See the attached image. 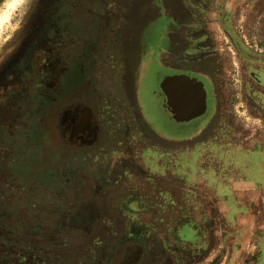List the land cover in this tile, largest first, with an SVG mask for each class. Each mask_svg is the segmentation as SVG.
Masks as SVG:
<instances>
[{
	"label": "rangeland",
	"instance_id": "rangeland-1",
	"mask_svg": "<svg viewBox=\"0 0 264 264\" xmlns=\"http://www.w3.org/2000/svg\"><path fill=\"white\" fill-rule=\"evenodd\" d=\"M11 3L12 0H0V14L7 15L0 26V75L9 57L21 61L29 58L34 43L42 39L41 29L58 22L61 10L67 6L63 7L65 0H23L15 7H10ZM208 5L207 0L79 1V9L94 8L93 20L102 19L97 15L101 11L103 20L108 16L106 23L110 21L106 27L100 25V33H96L99 27L93 23L92 47L97 45L104 52L107 34L113 45H121V50L111 48V53L119 51L120 56H115L125 57L120 73L125 97H119L117 103L127 98L140 110L137 114L143 123H151L142 133L153 140L146 142L137 137L134 141L139 159L133 152L134 144L114 143L125 136L132 139L136 135L132 130L126 127L125 132L130 134L123 135L125 129L121 127L118 133L104 134L117 137L107 145L117 154L122 151L119 157L129 162L127 169L139 170L124 179L126 185L121 194L129 192L128 209L122 204L123 198L112 197L107 168L93 175L89 160L73 163L59 159L56 151V156L47 153L35 105L37 91L29 94L21 87L1 97L0 264H112L115 253L121 257L124 241L138 237L145 244L146 260L155 244L172 247L176 242L186 248L185 243L170 236V228L161 225L159 215L164 216L166 224L186 215L192 221L197 219L203 233L208 230L213 235L209 246L200 242L199 249H209L207 263L220 258L214 264H264V201L251 202L247 209L253 222L248 225L245 218L234 217L235 209L230 211L228 207V214L219 209L217 193L212 191L218 185L221 196L230 194L229 185L223 188V179L242 174L257 179L259 186L263 184L264 0H212L207 15ZM62 16L64 26L53 29L56 36L67 38L75 30L68 23L75 21L67 17L76 16L75 25L82 29V12ZM202 21L210 25L211 39L227 58L220 82L221 105L214 124L217 127L210 133L218 139H202L175 149L167 143L190 140L189 136L198 134L196 129L205 124L208 111L184 123L169 118L161 106L159 84L173 71L164 60L196 53L191 49L192 39L181 32ZM84 47L80 46V53ZM54 53L50 59L57 55ZM40 62L33 77L41 79V71L47 65L43 58ZM193 62L210 68L213 58L208 55ZM207 104L211 109L210 98ZM111 110L116 120V109ZM53 114L50 113L47 125L51 138L57 134ZM123 123L122 120V126ZM156 139H162L164 144ZM50 147H58L53 138ZM251 147L256 150L249 154ZM205 181L211 189L204 186L194 190V184ZM202 201L208 204L203 206Z\"/></svg>",
	"mask_w": 264,
	"mask_h": 264
},
{
	"label": "flooded vegetation",
	"instance_id": "flooded-vegetation-1",
	"mask_svg": "<svg viewBox=\"0 0 264 264\" xmlns=\"http://www.w3.org/2000/svg\"><path fill=\"white\" fill-rule=\"evenodd\" d=\"M79 1L80 0H65V3L68 4H63V7L65 5L67 6L64 10H61L58 22L48 24L47 28L44 27V29H41V32L43 31L41 34L42 39H38L37 42L34 43L30 56H28L29 58L22 61L16 57L8 58L6 61V67L2 69L4 72L2 71L0 75V99L7 92H13L21 87L24 88L25 92L28 91L29 94L31 91H37L39 96L37 97L38 101H36L35 105H37L36 109L39 112V119L41 122L40 127H42L43 131L41 138H43V141L47 145V153H52L54 155V152L56 151L58 152L59 159H65L73 163L78 160L80 161L81 159L89 160L91 161L90 165L93 166V175L97 174L99 170L107 168V186L111 188L112 197L116 195L115 197L123 198L122 204L126 206V204L129 203L127 201L129 199V192H124V195L121 194V190H123L126 185L124 179L125 177L128 179L131 174H136L135 172H139V170L134 168V163L132 164L135 169L133 172H130L127 169L129 162L123 161V159L119 157L120 155L112 151L107 145L109 140H113L117 137L104 134L109 131L112 133H118L121 131L120 128L123 127V129H125L123 135H127L125 132L127 126L124 123V126H122V120H124L127 115L132 121V127L134 126L132 132L137 131L138 135H141L142 137L144 135V133H142L144 132V129H142L141 124H139V127H136L138 126V121H140V123L142 122L140 119L141 116L137 114L135 103L134 106L133 103H128L127 98H123L122 103H117L119 97H125V93L124 90L121 91L123 86L121 78H112L111 72L108 73L106 58H104L106 49L102 52L99 51L97 45H93V47L91 45L93 42V23L99 27V30H97L96 33H100L102 31L100 30V25L104 22H101L102 19L98 21L93 20V8L81 7L79 9ZM250 3H252V1H250ZM217 5L220 11V2ZM71 8H74L75 10ZM73 11H77L79 14L82 12L83 18L80 20L81 22L83 21L82 29H79L75 25L76 16L70 19L67 17V20L75 21L71 23L68 21L70 26H73L75 30L72 35L69 34L67 38L56 36L53 29H58L59 27L64 26V17L62 14L68 12L69 16ZM98 16L102 17L101 15ZM226 21H228L227 17H225L224 22ZM96 26L95 29H97ZM205 34L206 32L197 34L200 38H198V42L202 41L201 36H204L203 39H206ZM83 39L86 41L82 42ZM198 39L194 38V41L192 40L191 47H193L191 49L193 52L206 51L208 52V55H212V66L208 68L206 66L194 64V60L191 57L185 58L186 60L183 59L185 62L184 64L178 63L179 61H182L178 58L179 60L176 61L173 66L176 68V72L196 76L203 81L208 98L211 100L210 107L212 108V111H210L209 121L207 122L212 126L216 122L215 118L221 105L220 82L223 77L225 68L224 64L227 63V58L225 57V53H223L224 51H220L218 43L211 39L210 32L209 41L204 48L196 47L195 44ZM97 40L98 39H96V41ZM101 42L103 43L102 40ZM82 44L86 47H84L82 53H80L79 48L80 46H83ZM52 53L57 55L53 54V58L50 59ZM99 55L101 56L99 57ZM97 57L102 60L97 62ZM41 58H43V62L47 67L42 69L40 79L39 77H33L35 75L33 73L36 72L35 69L38 68V65L42 64V62H40ZM179 64L181 65L178 67ZM14 69L15 71H13ZM31 74L33 75L28 76ZM124 83L126 85V82ZM118 89H120V91H118ZM194 93L195 91L192 92V95ZM184 97L185 94L180 92L178 96H174L175 103L178 105L179 110L182 109L180 112L181 116L195 111L199 106V103L194 104L190 102L188 104V110L191 111L187 112L185 110V102H189L190 99H184ZM111 109H116V120L120 119L119 121H116L115 116L110 114ZM168 109L170 110L169 107ZM51 112L54 113L52 115V122H54L57 132L52 138L58 144L57 148L50 147L52 138L47 125ZM170 113L173 121L178 123L187 122V120H176L173 117L171 110ZM174 113L176 115L175 110ZM111 117L113 119H111ZM116 122L119 123L118 126ZM206 126L207 123L205 122L202 128ZM215 127L217 126L215 125ZM103 135L104 139H102ZM129 139L125 137L122 140H118L116 144L124 145L126 142H129ZM133 146V152L135 155L137 154V159H139V152H136L138 147L135 142ZM197 180L199 181V178H197ZM93 186L95 185L93 184ZM204 186L209 187V185H205L204 183L201 185L194 184L193 187L195 188L194 190H198L204 189ZM127 191H129L128 188ZM97 196L98 193L96 194V197ZM202 203L203 206L208 204L203 201ZM128 207L130 206L127 205L125 208L128 209ZM142 209H144L143 205ZM158 221H160L161 225L164 224L165 227L170 228V236L174 240L185 243L187 247L180 248L176 245L175 241V244L172 243V247H166L164 244L162 246L155 244L153 247H155L156 250L150 249V251H153L151 254L149 253L150 255L147 256L146 260L144 259L146 249L144 242L139 239V237L128 240L126 239L122 244L124 247L121 257L117 258L118 254L115 253V259H113L112 264H134L137 257L138 259L135 264H214V261H217V263L220 262V258H218L210 261L212 263H207L209 261V249L208 251L206 247H201L199 249L201 241V243L206 244H204L205 246H209L213 240V235L208 230H205L203 233V229L197 219L192 221L190 215H186L185 217L181 216L178 219H175L172 224H166L164 222V216L159 215Z\"/></svg>",
	"mask_w": 264,
	"mask_h": 264
},
{
	"label": "crops",
	"instance_id": "crops-1",
	"mask_svg": "<svg viewBox=\"0 0 264 264\" xmlns=\"http://www.w3.org/2000/svg\"><path fill=\"white\" fill-rule=\"evenodd\" d=\"M210 1H212V0H207V4L210 5ZM209 5H208L207 15L209 14V9H210L209 7L211 6V5L210 6ZM97 15H101L102 16V12L101 11L98 12ZM107 18H108V16L107 17L105 16V19L103 20V16H102V21L101 22L102 23L104 22L103 25L105 27L110 24V21H107V23H106V19ZM203 32H206V34H205L206 35V39H203L204 36H201L202 37L201 38L202 41L201 42H198L200 38H199V36L197 34L203 33ZM209 32H210V25H206V22H203L202 21V22H200V24L198 22V25H196V27L190 28L188 31L181 32V34L184 33V35H186L188 37H191L192 40L194 38L195 39H198L199 38L197 40V42H196L195 45L198 48H200V47L204 48V46L207 45V43L209 41ZM176 33H180V31H176ZM203 40H205V41H203ZM104 44H105V49H106V52L104 53L105 54V57L104 58H106L105 60H106V64H107V67H108L107 68L108 69V73L111 72L112 78H117V79H118V77L121 78L120 73H121V70L124 68L123 63H124V58L125 57L123 58V56H122V59H121L120 57L115 56V55H119V51L116 52V53H114V52L111 53V51H112L111 48L112 47H118L119 50H121V48H120L121 45H118V44L117 45H113L110 42V34H107V38L105 39V43ZM100 56L101 55H99V57ZM205 56H208V52L201 51V52H196L193 55H192V53L191 54H179L177 57H174V58L173 57H170V58L164 60L165 61L164 62L165 65H167V67L169 66L170 70H172L173 72L170 73V74H168V75H166V76H164V77H162V79L160 81V84H159V86H160L159 94H160V97H161V106L165 108V110L169 114V118L171 120H173V118H172V115L170 113V110L168 109V106H167L166 95H165L163 89L161 88V82H162V80L165 77H167V76H173V75H186V76H189L190 78H195L196 80H198V81H200L202 83L203 89H204L205 94H206V98H205L206 105H205L204 111H203L202 114H200L197 117L202 116L206 111H208V114L206 113L207 115H205V118H204V119H206L207 126L204 127V128H202L204 126V125H202L199 128H197L196 129V132H199V133L196 134V135H194V136H189L190 137L189 138L190 140L184 141V140H178L177 139L178 141L171 140V142H168L167 143L168 145H171L172 147L175 146L176 147V148L174 147L175 149H180L181 147H185V145H187V144H191V143L194 144V143H196L198 141H201L202 139L212 140V138L214 137L213 135H211L212 134L211 133V130H213V127H215V125L210 126V124L207 122V121H209V115H210V111H212V108L211 109H208V107H207V105H208L207 104V102H208V95H207V91L205 89V86H204L203 81L201 79L197 78L196 76H190V75L185 74V73L176 72V70H175L176 68H174V66H173V64H175L176 61L179 60L178 58H180L182 61H183V59L186 60L185 58H189V57H191L193 60H198L199 58H203ZM99 57H97V62H99L100 60H102V59H99ZM180 62L181 61H179L178 63H180ZM124 71H126V69ZM136 104H137V102H136ZM140 109L143 110V107L140 108ZM138 111H140V110L138 109L137 112ZM206 116H207V118H206ZM197 117L188 119L187 122L190 121V120H192V119H195ZM129 119H130L129 116L127 115V117L124 118L123 122L127 126L128 130L129 129L132 130V128L134 126L132 127V124L131 123H127V121H129ZM140 119H141V122L143 123L144 121L142 120V117ZM130 121H131V119H130ZM151 122H153V121H151ZM142 123H140V121H138V123H137L138 126H136V127H139L140 126L139 124H142ZM150 124L151 123L149 121H145V123H143L141 125V127H142V129H148L150 127ZM136 133H137V131H133L132 132V134H136ZM127 134H130V133H127ZM125 137L128 138V139L130 138L128 136H125ZM137 137L138 138H143L141 140H144L146 142H149V141H152L153 140V139L152 140L151 139H148L149 137H147V136L145 137V135H143L141 137V135H138V133H137L135 136L133 135V138L132 139H129V143H132V145H133L134 144V141L137 139ZM118 140H122V138H119ZM118 140H117V142H118ZM155 141L158 142V143L164 144L163 143L164 141L162 139H156ZM240 150H242V149H240ZM252 150L254 151V150H256V148H252L251 147L250 150H249L250 152H248V153L251 154ZM236 151L237 150H235V152ZM244 151L247 152L246 149ZM118 153L121 156L123 154L122 151H118ZM263 164H264V162H263ZM260 172H261L262 175H264V169L262 171H260ZM229 176L230 175H228V177ZM261 180H262L261 182L263 184L261 186H259L257 184V179L249 178V176L243 175V174L242 175H239V176H234L232 178H224L223 179V183H224L223 188H225L226 185H229L230 186L229 187V193L230 194H228V195L226 194L225 196H221L219 194V188L220 187L218 185L217 186L214 185L212 187V191L217 193L216 205L218 206L219 209H222L223 212L224 211L225 212L227 211L226 212L227 214H228V212L230 213V211H232L233 209H235L236 211L234 212L235 213L234 214V217L237 220H238V218L239 219L245 218L246 219V222L248 223V225L251 224L253 222V218H252L251 214L248 213V209L247 208L252 205L251 202L254 201V200L264 201V179L262 178ZM203 183L206 184V182H203ZM228 207H230L231 210ZM248 214H249L250 217H248ZM241 220H239V221H241Z\"/></svg>",
	"mask_w": 264,
	"mask_h": 264
},
{
	"label": "water",
	"instance_id": "water-1",
	"mask_svg": "<svg viewBox=\"0 0 264 264\" xmlns=\"http://www.w3.org/2000/svg\"><path fill=\"white\" fill-rule=\"evenodd\" d=\"M170 87L167 88V87ZM161 88L163 89L166 99H167V105L170 108L171 112L173 113V117L178 120H188L194 117L199 116L200 114L203 113L205 105H206V94L203 89L202 83L195 78H190L189 76L186 75H173V76H167L165 77L162 82H161ZM195 91V93L192 95V93L189 91ZM179 92L182 94H185L184 99L188 98L190 99L189 102H185L186 106V111L189 112L191 110H188V104L191 103H199L200 104V109L197 111H192L190 112L189 116L187 117H177L174 113V110L172 109V105L170 102V97L174 100V96H178ZM179 99V98H178ZM180 100V99H179ZM181 101V100H180ZM185 107L184 105H182ZM140 252V251H139ZM138 257L136 258L135 262L137 261ZM134 262V264H135Z\"/></svg>",
	"mask_w": 264,
	"mask_h": 264
},
{
	"label": "bare ground",
	"instance_id": "bare-ground-1",
	"mask_svg": "<svg viewBox=\"0 0 264 264\" xmlns=\"http://www.w3.org/2000/svg\"><path fill=\"white\" fill-rule=\"evenodd\" d=\"M6 19H7V15L5 13L0 14V26H1V24L4 21H6ZM167 88L170 89L169 86ZM189 91L191 93L193 92L192 90H189ZM170 102H171V105H172L173 109L176 111V116L177 117L183 118V117H186V116L188 117L189 116L190 113L186 114V115H182V116L180 115V112H181L182 109L179 110L178 105L175 103V100H173L171 97H170ZM199 109H200V104H199L198 108L195 111H197Z\"/></svg>",
	"mask_w": 264,
	"mask_h": 264
},
{
	"label": "snow or ice",
	"instance_id": "snow-or-ice-1",
	"mask_svg": "<svg viewBox=\"0 0 264 264\" xmlns=\"http://www.w3.org/2000/svg\"><path fill=\"white\" fill-rule=\"evenodd\" d=\"M23 3V0H12L10 7H15L16 5Z\"/></svg>",
	"mask_w": 264,
	"mask_h": 264
}]
</instances>
